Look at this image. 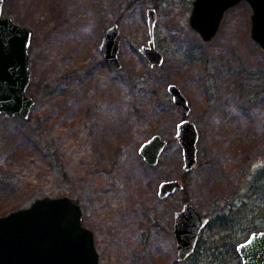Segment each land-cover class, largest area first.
Segmentation results:
<instances>
[{
    "label": "rangeland",
    "instance_id": "obj_1",
    "mask_svg": "<svg viewBox=\"0 0 264 264\" xmlns=\"http://www.w3.org/2000/svg\"><path fill=\"white\" fill-rule=\"evenodd\" d=\"M193 2L4 0L3 17L32 33L27 94L35 103L27 120L0 115V216L67 197L81 207L98 264H242L236 246L264 231V198L253 195L264 165V51L251 38L246 1L223 14L208 42L190 27ZM148 9L160 67L139 52ZM113 24L120 69L99 51ZM169 84L189 115L172 103ZM183 120L198 132L186 175L175 138ZM153 135L166 147L150 167L138 149ZM175 179L185 188L159 199V183ZM184 203L210 224L179 263L173 213Z\"/></svg>",
    "mask_w": 264,
    "mask_h": 264
},
{
    "label": "water",
    "instance_id": "obj_2",
    "mask_svg": "<svg viewBox=\"0 0 264 264\" xmlns=\"http://www.w3.org/2000/svg\"><path fill=\"white\" fill-rule=\"evenodd\" d=\"M241 1L252 10L251 38L264 51V0H194L190 27L202 40L211 41L219 28L223 14ZM4 0H0V115L27 120L34 100L28 96L30 84L29 47L32 33L10 18L3 17ZM149 41L139 52L151 67H160L162 54L155 47V10L146 12ZM119 30L108 27L99 45L103 60L120 69ZM172 103L189 115L190 106L180 88H166ZM175 138L182 151V168L189 172L197 163L198 132L194 124L178 123ZM166 147L159 135H153L138 149L143 162L155 167ZM183 184L175 180L162 181L157 196L163 200L181 191ZM80 205L67 197L36 199L30 206L0 216V264H98L93 233L82 225ZM209 219L185 203L173 213V236L177 262L182 263L196 251L199 236ZM242 264H264V231L253 232L236 246Z\"/></svg>",
    "mask_w": 264,
    "mask_h": 264
},
{
    "label": "trees",
    "instance_id": "obj_3",
    "mask_svg": "<svg viewBox=\"0 0 264 264\" xmlns=\"http://www.w3.org/2000/svg\"><path fill=\"white\" fill-rule=\"evenodd\" d=\"M219 165V163L217 164ZM263 169H261V167L259 168L258 170V178L257 181L259 182V185L257 186V188L253 191L255 196H257V199H260V198H264V185H263V180H264V165L262 166ZM184 175H186V172H184ZM184 183H186L184 181ZM184 188H185V185H184ZM224 228V227H223ZM227 228V227H225ZM231 247H234V245H230Z\"/></svg>",
    "mask_w": 264,
    "mask_h": 264
},
{
    "label": "flooded vegetation",
    "instance_id": "obj_4",
    "mask_svg": "<svg viewBox=\"0 0 264 264\" xmlns=\"http://www.w3.org/2000/svg\"><path fill=\"white\" fill-rule=\"evenodd\" d=\"M193 168H194V167H193ZM189 172H190V171H189ZM186 173H188V172H186ZM183 188H184V186H183ZM184 204H185V203H184ZM205 217H207V216H205ZM207 218L209 219V224H210V218H209V217H207ZM209 224H208V226H209ZM208 226H207V227H208ZM203 231H204V230H203ZM203 231H202V232H203ZM202 232H201V234H202ZM201 234H200V235H201ZM199 238H200V236H199ZM198 241H199V240H198ZM197 245H198V243H197Z\"/></svg>",
    "mask_w": 264,
    "mask_h": 264
}]
</instances>
